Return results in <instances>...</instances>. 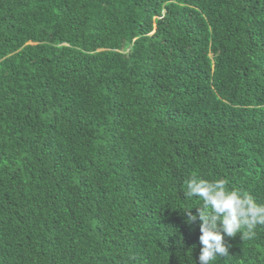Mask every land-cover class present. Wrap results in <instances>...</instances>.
<instances>
[{"label":"trees","instance_id":"trees-1","mask_svg":"<svg viewBox=\"0 0 264 264\" xmlns=\"http://www.w3.org/2000/svg\"><path fill=\"white\" fill-rule=\"evenodd\" d=\"M193 176L264 204V0H0V264H200Z\"/></svg>","mask_w":264,"mask_h":264},{"label":"clouds","instance_id":"clouds-1","mask_svg":"<svg viewBox=\"0 0 264 264\" xmlns=\"http://www.w3.org/2000/svg\"><path fill=\"white\" fill-rule=\"evenodd\" d=\"M227 181H208L195 176L187 182V197H199L203 205L196 213L185 211L186 222L200 221L199 262L210 264L217 255H227L225 236L238 233L242 239H251L258 225H264V204H258L250 194L227 189Z\"/></svg>","mask_w":264,"mask_h":264}]
</instances>
